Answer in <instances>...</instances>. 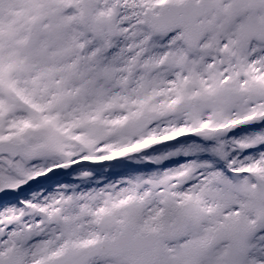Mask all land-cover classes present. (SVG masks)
<instances>
[{
  "label": "snow or ice",
  "instance_id": "snow-or-ice-1",
  "mask_svg": "<svg viewBox=\"0 0 264 264\" xmlns=\"http://www.w3.org/2000/svg\"><path fill=\"white\" fill-rule=\"evenodd\" d=\"M0 264H264V0H0Z\"/></svg>",
  "mask_w": 264,
  "mask_h": 264
}]
</instances>
